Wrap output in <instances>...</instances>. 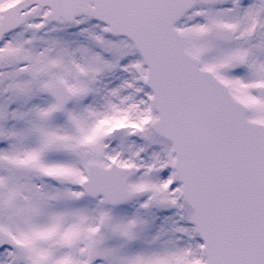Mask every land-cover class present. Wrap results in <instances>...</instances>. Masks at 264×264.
I'll list each match as a JSON object with an SVG mask.
<instances>
[{
  "label": "snow or ice",
  "instance_id": "snow-or-ice-1",
  "mask_svg": "<svg viewBox=\"0 0 264 264\" xmlns=\"http://www.w3.org/2000/svg\"><path fill=\"white\" fill-rule=\"evenodd\" d=\"M0 264H264V0H0Z\"/></svg>",
  "mask_w": 264,
  "mask_h": 264
}]
</instances>
